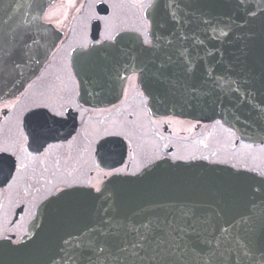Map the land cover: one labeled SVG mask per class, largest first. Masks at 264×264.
<instances>
[{
	"label": "snow or ice",
	"instance_id": "obj_1",
	"mask_svg": "<svg viewBox=\"0 0 264 264\" xmlns=\"http://www.w3.org/2000/svg\"><path fill=\"white\" fill-rule=\"evenodd\" d=\"M237 2L248 5L244 13L249 20L264 15V0ZM203 3L138 0L146 23L131 30L128 45H122L125 37L119 33L105 38L108 51L102 57L104 78L95 81L97 94L106 82L124 80L137 82L146 99L174 106L222 104L239 99L241 93L246 102L255 100L264 91V60L256 72L248 66L246 51L234 56L222 47H210L212 40L222 45L220 37L227 38L232 29L214 24L198 7ZM18 7L35 8L32 19L41 23L51 19L42 0H26ZM26 17L25 12L21 23L29 22ZM193 24L203 26L204 38ZM25 47L18 34L0 33V51L8 48L22 58ZM93 70L90 64L82 68L86 75ZM258 111L264 112V107ZM86 187L96 201L91 220L61 238L49 264H264V171L243 176L236 195L244 198L245 209L239 213L233 211L231 199L223 198L207 206L190 200L161 201L127 213L106 185Z\"/></svg>",
	"mask_w": 264,
	"mask_h": 264
},
{
	"label": "flooded vegetation",
	"instance_id": "obj_2",
	"mask_svg": "<svg viewBox=\"0 0 264 264\" xmlns=\"http://www.w3.org/2000/svg\"><path fill=\"white\" fill-rule=\"evenodd\" d=\"M69 1L73 11L48 21L58 33L49 58L21 90L0 101V239L19 241L40 205L62 190L102 187L157 161L204 160L264 171L233 156L243 146L264 143L241 138L219 119L155 114L137 82L125 81L111 101L108 89L84 90L75 55L106 43L109 35L134 36L131 30L146 21L138 0ZM220 130L231 137L229 160L218 159Z\"/></svg>",
	"mask_w": 264,
	"mask_h": 264
},
{
	"label": "water",
	"instance_id": "obj_3",
	"mask_svg": "<svg viewBox=\"0 0 264 264\" xmlns=\"http://www.w3.org/2000/svg\"><path fill=\"white\" fill-rule=\"evenodd\" d=\"M55 1L42 0V3L47 10ZM25 3L26 0H0V33H16L21 43L26 42L27 45L23 49L26 55L22 58L19 54L13 55L8 48L0 51V101L21 90L38 73L58 42V33L52 23L32 19L37 14L35 8L18 7ZM247 6L238 4L237 0H204L198 7L207 11L214 24L220 23L221 27L227 24L232 29L227 38L220 37L224 41L222 45L219 40H212L209 46L222 47L234 56H240L241 50L246 51L249 68L259 72L264 60V15L249 20L244 13ZM25 12L29 22L21 23ZM192 27L200 38H204L202 25L193 24ZM224 30L228 31L227 28ZM122 35L125 37L122 45H128L127 38L133 35ZM106 51L108 46L104 43L75 55V70L84 90H97L95 81L104 78L91 75H104L101 69L106 63L102 58ZM85 64L93 66L92 73L86 75L82 71ZM124 83V80L105 83L110 101L123 91ZM150 107L158 115L173 114L204 121L221 119L243 139L264 142V112L258 111L264 107V91L259 92L252 101L246 102L241 93L239 99L225 100L222 104L208 102L193 107L174 106L150 98ZM237 170L206 161L162 160L136 175L112 177L104 185L105 190L114 194L116 202L127 213L161 201L190 200L207 206L218 203L222 198L231 199L233 211L239 213L245 209V200L236 193L243 176L252 175L253 172L241 171L238 174ZM63 192H71L72 195H64ZM88 193V188L73 187L45 200L29 224L28 233L20 241L0 239V264H49V258L55 255L61 238L90 222L96 201Z\"/></svg>",
	"mask_w": 264,
	"mask_h": 264
},
{
	"label": "rangeland",
	"instance_id": "obj_4",
	"mask_svg": "<svg viewBox=\"0 0 264 264\" xmlns=\"http://www.w3.org/2000/svg\"><path fill=\"white\" fill-rule=\"evenodd\" d=\"M119 1V0H118ZM70 1L68 2H61L57 5H55L54 7L49 9V13L51 15V19H55L56 21H58L59 18H61V20L63 19L62 17V13L64 11H67L68 9H70ZM72 10V8L70 9ZM92 9L90 8L89 11H91ZM110 123H113L110 121ZM109 123V124H110ZM221 135H220V140H217L215 145L220 147V153L218 155V159H226L229 160V153L230 151L226 148H228V142L231 141V137L228 138H223V132H225L224 130H220ZM233 154V152H232ZM235 155V159L236 161H238V163H243V164H248L254 167H259V166H264V146H258V147H247V146H243L241 148H239L234 154Z\"/></svg>",
	"mask_w": 264,
	"mask_h": 264
}]
</instances>
